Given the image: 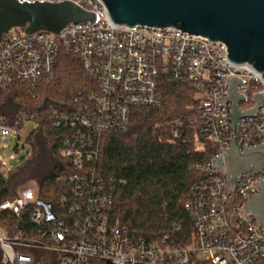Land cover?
<instances>
[{"label":"built area","instance_id":"2783aa9c","mask_svg":"<svg viewBox=\"0 0 264 264\" xmlns=\"http://www.w3.org/2000/svg\"><path fill=\"white\" fill-rule=\"evenodd\" d=\"M19 1L72 3L98 21L73 23L58 34L22 28L4 33L0 89H36L52 79L63 49L81 59L97 88L76 99L72 112L52 114L55 126L69 131L61 156L72 169L64 178L69 190L51 204L54 217L28 191L0 204L2 264H264V227L245 211L259 193L264 169L231 181L227 163L215 165L229 154L234 138L242 151L264 143V100L254 115L239 119L236 130L232 103L225 102L231 81L240 79V110L254 109L256 96L264 94L262 74L232 63L221 40L174 27L117 26L100 0ZM163 80L194 88L201 134L218 153L196 167L205 179L193 186L186 206L189 235L177 224L171 236L149 241L131 236L115 218L116 182L97 177L89 166L105 134L127 132L134 109L161 105ZM34 119L25 112L11 123L0 117L1 141Z\"/></svg>","mask_w":264,"mask_h":264},{"label":"trees","instance_id":"16d2710c","mask_svg":"<svg viewBox=\"0 0 264 264\" xmlns=\"http://www.w3.org/2000/svg\"><path fill=\"white\" fill-rule=\"evenodd\" d=\"M96 88L81 59L63 49L52 79L36 89H0V117L11 123L25 112L33 114L37 124L27 140L23 165L9 171L0 161V204L31 183L37 185L39 201L50 204L69 190L64 178L72 169L61 156L69 131L56 127L52 114L72 112L75 100ZM160 91L159 107L134 109L127 132L102 137L98 159L89 166L97 177L115 180V218L131 236L149 241L171 236L177 224L189 235L186 206L193 186L205 179L196 167L212 162L218 153L201 134L194 88L163 80Z\"/></svg>","mask_w":264,"mask_h":264},{"label":"water","instance_id":"95a60500","mask_svg":"<svg viewBox=\"0 0 264 264\" xmlns=\"http://www.w3.org/2000/svg\"><path fill=\"white\" fill-rule=\"evenodd\" d=\"M111 22L117 26L146 25L174 27L182 32L221 40L227 46V58L234 64H248L262 74L264 80V0H100ZM98 17L72 3H41L19 0H0V40L4 33L15 28L28 34L39 31L60 33L68 25L97 22ZM240 79L231 81L229 96L232 103L234 128L241 117L254 115L264 94L256 96L257 106L241 111L245 101L237 87ZM215 161V165H228V177L235 181L248 172L264 169V143L242 151L233 139L228 155ZM260 179V178H259ZM50 218L51 204L39 201ZM245 211L257 217L264 227V181L260 179L259 193L245 205Z\"/></svg>","mask_w":264,"mask_h":264},{"label":"rangeland","instance_id":"374dc122","mask_svg":"<svg viewBox=\"0 0 264 264\" xmlns=\"http://www.w3.org/2000/svg\"><path fill=\"white\" fill-rule=\"evenodd\" d=\"M37 128L36 123H27L20 131H13L9 141L2 142L0 139V161L4 167L13 171L21 167L25 162L29 147L27 140L33 130ZM201 149V147H199ZM28 191L33 198L38 197L37 185L31 183L20 190V192ZM2 231L0 230V236Z\"/></svg>","mask_w":264,"mask_h":264}]
</instances>
